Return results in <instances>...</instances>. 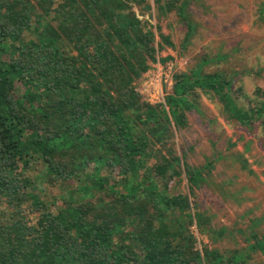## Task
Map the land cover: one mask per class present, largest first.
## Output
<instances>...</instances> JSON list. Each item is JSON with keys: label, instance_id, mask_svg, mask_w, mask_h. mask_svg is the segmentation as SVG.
Segmentation results:
<instances>
[{"label": "trees", "instance_id": "obj_1", "mask_svg": "<svg viewBox=\"0 0 264 264\" xmlns=\"http://www.w3.org/2000/svg\"><path fill=\"white\" fill-rule=\"evenodd\" d=\"M189 4L0 0V264H258L264 235L253 226L240 229L256 240L247 248L198 249L192 225L213 242L232 232L191 212L189 194L214 166L187 163L173 127L202 115L208 93L230 119L264 131V100L243 110L233 79L204 71L206 57L175 75L168 110L135 87L175 47L144 14L188 22Z\"/></svg>", "mask_w": 264, "mask_h": 264}, {"label": "rangeland", "instance_id": "obj_2", "mask_svg": "<svg viewBox=\"0 0 264 264\" xmlns=\"http://www.w3.org/2000/svg\"><path fill=\"white\" fill-rule=\"evenodd\" d=\"M263 7L264 0H190L186 9L188 22H183L175 11L161 20L157 10L144 17L153 25H161L162 32L173 42L175 47L166 46L161 55L171 56L167 61L175 67L174 73L189 72L199 62L202 64L204 57L210 58L203 65L204 71L226 72L233 79L235 103L249 111L264 100L257 94L258 87L264 91ZM136 12L144 19L138 9ZM173 88L167 92L165 87V98L154 97L153 101L139 93L150 104H163L168 110L166 99ZM201 95L198 104L203 114L187 112L186 127H173L175 149L181 156L187 153L184 159L190 165L211 163L214 168L206 175V182L195 188L194 197L187 186L180 190L189 194L193 214L200 210L209 218L211 227H225L232 233L213 242L200 235L195 225L190 229L200 239L199 250L205 245L221 250L247 248L256 240L247 242L240 229L253 226L259 239L264 235V131L258 120L242 126L228 117L219 98L208 93ZM50 189V194L60 193L58 187ZM254 259L264 264L261 252Z\"/></svg>", "mask_w": 264, "mask_h": 264}, {"label": "built area", "instance_id": "obj_3", "mask_svg": "<svg viewBox=\"0 0 264 264\" xmlns=\"http://www.w3.org/2000/svg\"><path fill=\"white\" fill-rule=\"evenodd\" d=\"M170 62L167 61L163 63L158 57L157 62L152 64L151 68H149L139 79L138 91L141 94L149 97L151 101H153L154 97L165 98V92L163 90L165 87L167 92L173 88L172 78L177 72H173L175 67ZM195 230H198L196 225ZM195 236L199 242L200 239L197 237V235Z\"/></svg>", "mask_w": 264, "mask_h": 264}]
</instances>
